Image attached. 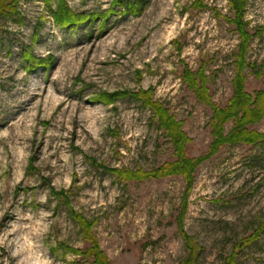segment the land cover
I'll use <instances>...</instances> for the list:
<instances>
[{
  "label": "rangeland",
  "instance_id": "1",
  "mask_svg": "<svg viewBox=\"0 0 264 264\" xmlns=\"http://www.w3.org/2000/svg\"><path fill=\"white\" fill-rule=\"evenodd\" d=\"M64 1L91 19L63 27L59 0H0V264H94V237L112 264H186L187 240L193 264H264V230L238 247L264 223V143L211 153L213 111L185 77L203 70L214 102L229 104L243 40L230 0H125L137 14L114 0ZM243 21L252 102L242 109L264 108V0H246ZM32 56L47 65L32 68ZM141 91L182 122L192 184L112 172L180 158L130 96ZM116 92L127 95L101 100ZM248 129L264 134V115Z\"/></svg>",
  "mask_w": 264,
  "mask_h": 264
},
{
  "label": "trees",
  "instance_id": "2",
  "mask_svg": "<svg viewBox=\"0 0 264 264\" xmlns=\"http://www.w3.org/2000/svg\"><path fill=\"white\" fill-rule=\"evenodd\" d=\"M201 3V2H200ZM230 3L235 11V18L233 22H236L237 29L241 33L242 44L240 51L238 52V58L236 61L237 70L233 79L234 83V94L228 105L221 107L212 99L210 87L208 86L209 78L205 75L204 71L194 73L186 70V80L191 87L192 91L196 95L197 99L208 106H211L213 115L211 117V125L213 127V142L211 153L215 152L220 146L224 144H239L247 142L249 144H262L264 143V134L255 132L248 129V125L253 121H258L264 115V108L256 107L252 108L253 117L249 118L248 114L251 111L249 108L242 109L244 103L250 104L252 102V96L247 92L245 88L246 76L243 74L244 68L247 65L246 62V51L248 50L252 35L247 31V24L243 21L244 8L246 0H230ZM58 7L53 11V17L56 23L63 27H74L78 26L83 22H87L91 19L92 15L76 13L72 11L64 0H59ZM114 7L125 8V12L139 13L140 9L138 4H132L131 2L126 3L125 0H114ZM127 11V12H128ZM97 16V15H95ZM29 63L32 68L47 65L46 60L38 59L32 56ZM250 65V64H249ZM264 93V92H263ZM127 93H104L101 95V100L106 104H112L119 97H125ZM132 97H136L142 101L146 107H149L154 111L155 116L159 119L160 128L166 130V133L170 135L172 141L178 148L180 158L174 164H164L163 166L152 170L145 171L138 169L137 171L114 169L113 173L121 177H135L138 179L155 178L158 179L162 176L173 175L175 173H183L186 175V179L189 184H192L193 169L198 165L197 160L190 159L186 155L185 145L189 141L186 133L182 130V122L177 121L176 117L170 113V110L166 108L160 102L154 100V97L150 91H141L140 93L130 94ZM243 111V112H242ZM234 121V128L228 135L224 134L225 124L229 121ZM80 219V220H79ZM80 223L83 218L76 217ZM90 224V225H87ZM86 226H92V223H87ZM264 230V223L253 235L247 239L242 240L238 247H242L246 244H251L252 241H256L260 237V233ZM93 246L85 253L91 254L93 257L94 264H112L109 262L106 254L101 250L97 239L92 238ZM193 242V241H192ZM187 240V248L190 251V256L186 264H193L197 260V249L194 248V244ZM80 252L79 249L74 250Z\"/></svg>",
  "mask_w": 264,
  "mask_h": 264
}]
</instances>
